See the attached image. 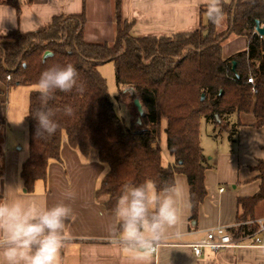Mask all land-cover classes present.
Here are the masks:
<instances>
[{
	"label": "trees",
	"instance_id": "1",
	"mask_svg": "<svg viewBox=\"0 0 264 264\" xmlns=\"http://www.w3.org/2000/svg\"><path fill=\"white\" fill-rule=\"evenodd\" d=\"M7 2L17 7V0ZM121 4L122 0H115L117 32L112 44L85 40L84 11L54 17L50 24L28 34L0 32V83L4 86L0 87V142L4 143L6 124L1 98L7 89L34 86L46 68L71 63L83 90H57L48 101V108L59 109L53 135H37L34 114L43 104L39 93H30L28 158L20 172L25 191L33 193L37 182L47 181L51 162H62L66 134L70 147L84 158L95 157L108 166L95 196L107 211L114 212L125 184L139 185L151 179L163 187L183 174L189 184L191 219L196 220L207 196L205 172L209 168L201 145L202 121L228 131L230 140L242 125H230L234 114L252 113L255 127H264V39L256 33L258 23L264 25V0H222L227 23L223 32L209 20L194 32L143 38L131 36V24L122 21ZM232 36L246 37L248 49L224 58L223 44ZM47 52L51 56L44 60ZM110 62L116 69L117 100L130 98L135 112L130 124L117 113L98 69ZM250 78L254 84L248 82ZM136 99L142 115L134 104ZM66 105L73 108V115L64 114ZM163 119L168 152L174 158L169 166H163L159 146ZM252 170L257 172L260 187L253 196L238 200L239 222L252 218L255 207L264 201V160ZM3 173L0 157V177ZM257 229V225L242 224L229 231L237 239Z\"/></svg>",
	"mask_w": 264,
	"mask_h": 264
},
{
	"label": "crops",
	"instance_id": "2",
	"mask_svg": "<svg viewBox=\"0 0 264 264\" xmlns=\"http://www.w3.org/2000/svg\"><path fill=\"white\" fill-rule=\"evenodd\" d=\"M0 3L15 10V26L6 21V32L28 34L50 24L54 17L78 15L84 11L87 42L113 43L116 38L115 0H17V7L7 0H0ZM121 17L123 23L131 24L130 34L135 38L190 33L209 21L206 6L198 5L197 0H122ZM217 28L219 32L227 29L225 18ZM247 49L246 37L232 36L223 44V56L227 58ZM0 87L4 88L1 83ZM1 99L5 101L3 116L6 121L7 98ZM237 122L242 125L233 140L228 134L223 151L208 158L203 148L209 168L205 172L207 196L199 208L198 218L192 220L191 206L187 207L179 225L167 230L158 242L161 244L152 254V264H264V246L255 242L257 237L264 241V231L257 224L264 218V201L255 207L252 218L238 221V200L253 196L260 187V181L255 179L257 172L252 168L264 160V127H255V117L245 118L244 114L231 117L230 125ZM28 145L29 139L27 145L21 147L7 143L5 129L0 198L10 186L20 187L22 192L18 195L35 199L41 206H52L61 201L71 204L73 214L66 222L62 264H135V254L119 243L114 212L107 211L95 198L100 182L108 172L104 164L95 157L84 158L63 140L62 162H51L47 181L37 182L35 191L27 193L20 172L28 158ZM214 159L217 160L215 163ZM176 177L186 180L189 189L185 175L177 174ZM68 193H73L74 198L66 199ZM242 224L257 225L258 229L250 236L235 239L239 243L237 247L219 251L206 248L200 256L190 247L205 239L212 228H238Z\"/></svg>",
	"mask_w": 264,
	"mask_h": 264
},
{
	"label": "clouds",
	"instance_id": "3",
	"mask_svg": "<svg viewBox=\"0 0 264 264\" xmlns=\"http://www.w3.org/2000/svg\"><path fill=\"white\" fill-rule=\"evenodd\" d=\"M203 3L209 20L216 25L223 22L222 0H197ZM15 26V10L0 3V32L6 34L5 22ZM78 72L71 64H53L40 74L34 85L43 106L34 118L37 135H53L58 123L56 111L47 107L57 90L64 93L75 88ZM63 112L73 115V108L66 105ZM20 187H7L0 198V264H62L61 250L67 239L66 222L73 214L70 203L58 202L52 206H41L35 199L18 195ZM74 198L68 193L66 199ZM189 189L186 180L176 177L170 184L158 187L151 179L142 184L123 185L114 217L118 226V240L134 253L135 264H152V254L164 233L179 225L182 215L189 207ZM264 229V218L257 221Z\"/></svg>",
	"mask_w": 264,
	"mask_h": 264
},
{
	"label": "rangeland",
	"instance_id": "4",
	"mask_svg": "<svg viewBox=\"0 0 264 264\" xmlns=\"http://www.w3.org/2000/svg\"><path fill=\"white\" fill-rule=\"evenodd\" d=\"M112 44V43H109ZM100 73L105 78L108 86V91L113 99L115 109L119 116L123 117L127 124L135 119V112L131 105L130 98L124 99L122 101L117 100L119 96V89L116 81V69L113 62L101 64L98 67ZM34 91V86H17L9 87L7 89L6 98V140L7 143L14 147L26 146L28 143V124L26 122V115L29 108V97L30 93ZM130 97H134V93L128 91ZM131 112V113H130ZM8 113V115H7ZM247 115V116H246ZM251 115V116H250ZM135 116V117H134ZM245 118L254 117L252 113L244 114ZM167 127V122L165 119L162 121L161 135L159 146L162 151V163L163 166H169V163L174 162V159L168 152L167 148V135L165 129ZM226 139V140H225ZM63 140H67L66 134L63 135ZM228 133L226 131H220L214 125L202 121L201 124V141L202 146L205 149V153L208 158L215 157V152L223 151L225 149V144L228 143ZM4 152V143L0 142V157ZM214 163L217 161L213 160ZM107 170L108 166L104 165Z\"/></svg>",
	"mask_w": 264,
	"mask_h": 264
},
{
	"label": "built area",
	"instance_id": "5",
	"mask_svg": "<svg viewBox=\"0 0 264 264\" xmlns=\"http://www.w3.org/2000/svg\"><path fill=\"white\" fill-rule=\"evenodd\" d=\"M262 38L264 39V37ZM10 79L11 77H8V80ZM248 82L254 84L252 78H250ZM261 231H264V229H261ZM255 242L256 244L264 246V241L259 237L256 238ZM160 244L161 243L157 244L156 250L160 246ZM238 245V241L235 240V238L232 236L229 231V228L218 226L208 230L205 239L190 245V247L192 248L195 255L200 256L202 254L203 249L206 248L211 249L213 251H219L225 248L237 247ZM156 250L154 252H156Z\"/></svg>",
	"mask_w": 264,
	"mask_h": 264
},
{
	"label": "water",
	"instance_id": "6",
	"mask_svg": "<svg viewBox=\"0 0 264 264\" xmlns=\"http://www.w3.org/2000/svg\"><path fill=\"white\" fill-rule=\"evenodd\" d=\"M256 33H257L258 35H260L261 37H264V25H260V24L258 23V25H257V27H256ZM49 56H51V53H50V52L45 53V55H44V57H43L44 60H45L47 57H49ZM204 97H205V95H202V98H204ZM134 104H135V106L137 107L139 113L142 115V114H143V108H142V105H141L140 101H139L138 99H136V100L134 101ZM138 123H141V120H140V119H138Z\"/></svg>",
	"mask_w": 264,
	"mask_h": 264
}]
</instances>
